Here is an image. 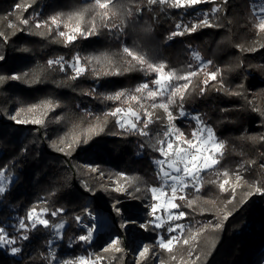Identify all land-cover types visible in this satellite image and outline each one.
Listing matches in <instances>:
<instances>
[{"label":"trees","instance_id":"16d2710c","mask_svg":"<svg viewBox=\"0 0 264 264\" xmlns=\"http://www.w3.org/2000/svg\"><path fill=\"white\" fill-rule=\"evenodd\" d=\"M255 1L228 0L225 4L223 0H210L174 8L170 4L150 5L148 0H114L123 13L112 18L116 27H100L97 34L77 36L65 46L64 38L57 34L70 31L63 21L73 12L93 5L94 0H0V76L5 78L0 81V172L7 182L6 191L0 195V227L16 238L11 248L19 249L13 254L7 247L0 248V264H79L88 254L95 259L94 264H134L122 252L101 253L103 234L88 242L79 239L86 231L78 226L77 217L89 226L87 211L115 215L117 228L128 236L130 246L143 243L149 247L145 257L138 255V264L168 260L176 249H181L184 238L202 231L210 220H218L220 227L203 231L195 264H264V30L259 29L252 12ZM214 7L221 10L213 12ZM57 14L62 15L59 29L49 19ZM94 14L88 12L86 19ZM21 18L28 19L30 25L21 24ZM205 18L219 27L204 26L201 21ZM37 20L48 22V26L36 29ZM193 25L196 31L184 30ZM177 31L182 34L171 36ZM125 46L138 49L155 63H164L166 71L182 75L196 71L183 92V101L179 99L177 105L170 106L176 117L175 127L188 139L195 124L187 117H199V123L212 128L225 144L216 169L201 174L204 182L200 190L187 189L185 199L177 201L179 210L186 213L183 221L187 228L171 253L155 245L156 232L150 217H146L144 190L127 201L126 195L106 185L107 177L102 175L120 171L151 180L154 161L159 157L154 145L168 122L163 109H149L155 113L154 123L149 126L150 135L143 136L120 128L116 117L105 116L115 107H131L145 118L135 101L104 99L122 90L140 96L134 89L156 77L155 73L139 70L105 75L108 64L102 54H108L123 69L127 67L124 61L131 60L123 53ZM252 48L255 51L249 50ZM191 50L212 62L206 71L197 70ZM76 56L81 57L86 73L73 80L68 65ZM60 57L64 58V71L59 65L49 67V60ZM86 57H101V63L89 64ZM93 68L99 70L98 75ZM217 70L216 79H209L207 74ZM12 75L20 79L12 80ZM47 100L59 106L52 110L34 108L43 112L46 124L24 126L10 118L18 112V118L31 114L29 108ZM181 110L187 117H179ZM105 120L103 131L99 127L89 131ZM217 170H227L229 176L217 177ZM240 172V186L223 197L218 195L220 181L227 178L235 182ZM257 187L261 191L257 192ZM33 208H46L44 216L50 224L62 223L64 227L59 232L39 224L32 228L26 217ZM57 209L63 211L52 216ZM125 218L137 220L147 230L141 227L140 234L133 236L129 228L122 226ZM21 220L26 224L24 229H19ZM23 235L28 239L19 238Z\"/></svg>","mask_w":264,"mask_h":264},{"label":"snow or ice","instance_id":"6c2138e0","mask_svg":"<svg viewBox=\"0 0 264 264\" xmlns=\"http://www.w3.org/2000/svg\"><path fill=\"white\" fill-rule=\"evenodd\" d=\"M204 2V0H148V3L155 4L159 3L161 5L164 4H170L171 7L174 8H180V7H193L197 4H200ZM225 4H227L228 0H223ZM17 8L20 6L17 5ZM221 9L219 8H213V12H218ZM264 11V9H262ZM88 12H94L95 14L91 16L90 19H86V14ZM128 15H131V13H127ZM123 13L121 12V6L117 3H114V0H94L93 5H89L88 7H85L83 10H78L76 12H73L72 14L67 16V20L63 21L64 28L70 29L69 32L65 31H58V36L64 38L65 46H68L72 42H74L77 38V36H82L87 38L90 35L97 34V31L100 27H106V28H114L116 25L112 22L113 17L122 16ZM51 25H55L57 29L60 28L61 22H62V15L57 14L53 15L49 18ZM123 22V21H121ZM20 23L26 26L30 25V21L26 18H21ZM201 23L206 27H219V25H214L209 21V19L205 18ZM43 26H48V22L45 21H39L37 20L35 22V28L40 29ZM10 27H15V25H9ZM182 26L180 24L177 25V29H180ZM196 25H193L191 28L185 27V31L194 32L196 31ZM259 29L264 30V17L260 18V23L258 25ZM23 30V29H22ZM49 34H51V28L49 27ZM182 34L180 31L171 33V36L180 35ZM251 51H255V48L249 49ZM123 53L126 54L127 57H130L131 60H125L124 63L127 65V67H124L121 69L119 66H116L115 62L112 61L108 54H102L104 60L107 62L108 67L104 71L105 75H120L122 72H128L133 70H139L144 71L146 74L148 73H155L156 77L154 80L150 82H144L139 84L135 89L134 93L141 94L140 96H137L136 94H133L131 90H122L117 91L113 95L105 96L104 99L106 100H114L119 101L122 98H124V102L128 101H135L139 103L140 109L143 110L144 117L141 118L140 111L134 110L133 108L129 107L127 109H124L122 107H115L114 109L110 110L109 112L105 113V116H113L116 117V123L118 126H120L125 131L131 130L132 132H139L140 135L148 136L150 135L148 129L149 126L154 123V111H150L149 109L155 110V109H163V111L167 114V118L169 120V124L166 127V131L163 133V136L166 138L167 141V149L171 151H165L164 143L165 140H158L157 143H159L161 146L159 149H156L160 152V155L164 157V159L156 160L155 162L163 166L167 162L168 168L172 170V174L170 175L169 172L165 171L163 172L164 177H169L171 180V184L169 185L172 196L171 198H168L165 196L166 189L164 187H152L150 189L152 193L153 200H162V203H153L151 205H146V207L150 208V215L154 216V219L156 223L154 224V227L159 229L163 227V221L160 216H155V213L158 211V209L163 208L164 211L168 214V219L171 220L173 218V213L170 211L171 209H178L179 205L175 203L174 201L176 199L184 200V195H177L180 192H183L185 188L188 187L189 182H191L192 187L196 188L197 191L200 189L197 187L198 184H202L204 182L203 176L201 173L216 169V166L220 163V160L222 159L224 155V147L225 144L223 141H220L216 138L212 128L207 127L203 124L202 121L197 125V127L192 132V139L185 138L181 143L174 145L172 142V138L175 137L176 141H180L181 137L184 135L182 132H179V130L175 127V125L172 123L173 120L176 119V117L173 115L172 111L170 110V106L175 103V97L179 94V98L181 101L184 99V93L181 91V89H187L189 86V83H191L190 77L197 75L196 71L188 72L187 74H179L175 70H168L166 71V65L164 63H155L151 61L148 57L143 55L138 49L136 48H123ZM196 59H200L198 53L193 54ZM0 59H3V57H0ZM89 64H91L93 61L96 63H101V57H86L85 58ZM135 62V63H133ZM49 67L52 65H59L60 70H65V62L64 58L60 57L55 60H49L48 62ZM211 61H208L207 64H211ZM204 65V67L207 66ZM73 70L74 75L71 76V79L75 80L79 78L80 76L84 75L86 73V68L81 63V57L76 56L73 58V61L68 65ZM93 72L95 74H99V70L93 68ZM209 79L215 80L217 75H219V70L208 73L207 74ZM5 78L0 76V81H3ZM12 80L20 79L17 75H12L10 77ZM184 80L187 81L183 85L174 83L175 81ZM205 85H207L208 81L206 80ZM150 84L155 85V87H150ZM201 92H203V89H201ZM233 95H237L239 93H231ZM164 97H167L166 100H164ZM150 100V104H146L144 101ZM58 104H54L51 100H47L43 102L41 105L34 106L33 108H29L28 111L32 112L34 111V108L36 107H42L45 110H52L55 107H58ZM181 109L183 105H180ZM123 114V115H122ZM180 115L183 116L184 112L181 110ZM19 112L16 116H10L11 119L15 120L16 123H24V122H33V123H42L43 121L40 119L37 120H30V121H24L21 119H18ZM158 119V117H157ZM196 119L199 121V117H196ZM99 121V118H97ZM107 123V121L99 122L96 126H93V128H90L89 131L94 130V127H99L100 131H103L104 125ZM142 125V126H138ZM84 143H87V140L85 139L83 141ZM77 143H79V140H77ZM187 145V147H184L183 145ZM69 148H71V145H68ZM255 163V162H252ZM92 171H96L95 168L91 169ZM163 170V169H161ZM4 173L0 172V178H2ZM217 177H228L229 172L227 170L224 171H216ZM236 181L239 182L242 180V177L240 175H236L235 177ZM215 183L216 181H212ZM165 184L168 183L167 180L164 182ZM230 183L229 179L225 178L219 183L220 190L226 191L225 185H228ZM119 190V189H116ZM140 189L137 188L136 191H139ZM257 192L261 191V188L257 187L255 189ZM6 189L3 186H0V195H2ZM119 203V202H117ZM189 204L192 203L191 200L188 201ZM231 203V201H229ZM63 211L62 209H57L52 211L51 215L56 216L59 212ZM114 211L117 213H120V209L118 207H114ZM48 210L45 208L41 212H37L35 208L30 209L27 213V221L29 224H31L32 228H36L37 225H43L45 228L54 227L57 232H59L60 229L64 227V224H55L51 225L50 221L48 219L44 218V215L47 214ZM186 216V213L183 211H179L175 214L176 220H181ZM224 219H227V214H225ZM77 220L79 221V217H77ZM135 222V221H132ZM123 226V224H122ZM19 227L21 229L26 228V224L24 221H20ZM141 227H145L147 230L146 225H141ZM215 228H219L220 225H214ZM177 229H180V234L178 235H172L166 240L161 238L157 240L158 246L171 253L174 249L175 244H178L181 242L182 236H183V226L182 225H176L175 227L169 226L167 231L169 233H174L177 231ZM191 232V230H189ZM93 236V230L90 227L87 235H81L79 239L81 241L88 242L92 239ZM20 239H28L27 235H23L22 237H19ZM197 238L196 233H192L189 238H184L182 240V243L184 245H188L190 243V240H194ZM16 238L9 237L7 235L6 230L3 227H0V246L3 245H9V244H15ZM119 243V239H113L109 243V247L117 246ZM115 250L117 252L121 251L119 247H115ZM149 247L145 246L143 250L139 252L140 257H145L146 253L149 252ZM18 248H12V253L15 254L18 252ZM105 251H107V248H105ZM192 255V252L189 251V256ZM175 259V257H173ZM196 260H199V257H196ZM64 264H77L76 261H65ZM79 264H84L83 260L79 261ZM195 264V262H193Z\"/></svg>","mask_w":264,"mask_h":264},{"label":"rangeland","instance_id":"374dc122","mask_svg":"<svg viewBox=\"0 0 264 264\" xmlns=\"http://www.w3.org/2000/svg\"><path fill=\"white\" fill-rule=\"evenodd\" d=\"M206 1H210V0H204V2H206ZM262 9H264V0H256L255 3L253 4V11L252 12L255 14L256 18L259 21V23H260V18L264 17V11H262ZM204 16H206V13H204ZM194 53H197V52H195L194 50H191L192 59L195 62L197 70L198 71H206L207 66H208L207 61H204L200 56H199L200 57L199 60L196 59L194 57V55H193ZM206 64H207V66L204 67V65H206ZM186 82L187 81L182 80V82L179 83V84L183 85ZM150 87L154 88L155 85L150 86ZM181 91L184 92L185 89H181ZM166 99H167V97H164V100H166ZM174 99H175V103L172 104L171 107H173V105L175 106V105H177L179 103V99H180L179 98V94ZM185 116L187 117V115H185V113H184L183 116L180 115L179 117L180 118H183V117L185 118ZM187 118L188 119H192L194 121L195 128H196L197 125L199 124V121L196 119V117L190 115ZM18 119H21V120H24V121L40 119V120L43 121L42 123H33V122L19 123V124L24 125V126L30 125V126L35 127V126H37L39 124H46L45 115L39 109H35L33 111V113H31V114L22 115ZM13 121L16 123L15 120H13ZM174 121L175 120H173L172 123L175 125ZM168 124H169V120H168V122L166 124V127H167ZM176 128L179 130V132L183 131V130H180L178 127H176ZM165 131H166V129L163 131V133ZM185 138H187V137H185V135H183L181 137L180 141H176L175 137H173L172 138V142H173L174 145H176V144L181 143ZM188 139H192V134L188 137ZM158 140H165V143H164L165 151H171V150L167 149V141H166V138L164 136L158 138L157 141ZM157 141H156V144L154 146H155L156 149H159V147L161 145L159 143H157ZM183 146L187 147L186 144L183 145ZM157 152H158L159 157L156 160L164 159V157L160 155V152L158 150H157ZM155 161H154L155 172H154L153 178L151 180H149V178L147 179V177H143L142 178V177H137V176H130V175H127V174H125L123 172H120V171L115 172L114 174H102V175H106V177H107L105 179V181L107 183L106 185H108L109 188L112 191L118 192V193H122V194L126 195L127 201L135 199L136 195L138 193H140L142 190H144V192H143L144 203H145L144 207H146V205H151L153 203H162V200H153L152 193H151L150 189L152 187H164L166 189L165 196H167L168 198H171L172 193H171V190H170V187H169V185L171 184L170 176L169 177H164L163 172L167 171V172L170 173V175L175 174V173H172V170L170 168H168L167 162L163 166H161L160 164L156 163ZM88 168H90V167H88ZM161 169H163V170H161ZM241 170H242V167H241ZM238 175H240L242 177V173L241 172L238 173ZM165 180L168 181L167 184L164 183ZM9 182H8V184H9ZM240 182H241V180L239 182H237L236 180H235V182H230L228 185H225V188L227 190L223 191V192L219 188L218 195L223 197V195H225V193L227 191H229L230 189L234 190L237 187H239L240 186ZM6 183L7 182L4 179V177L0 178V186L4 187ZM200 185L201 184L197 185V187L199 189H200ZM137 188H139L140 190L136 191ZM116 189H119V190H116ZM187 189H193V190L197 191L196 188L192 187L191 182H189L188 187L185 188L183 192H180L177 195L178 196L179 195H184L185 196V193H186L185 191ZM177 201H181V200L176 199L174 202L177 203ZM170 211L173 213V218L171 220L168 219V214L164 211L163 208L158 209V211L155 213V216H160L162 218V221H163V227L157 229V228L154 227V224L156 223V221L154 219V216L149 214L150 213V208L146 207V209H145V212L147 214L146 217H150V224L152 225V227L154 228V230L156 232L155 245L157 247H159L158 244H157V240H159L161 238L166 240L167 238H169L172 235L180 234V229H177V231L174 232V233H169L167 231L169 226L175 227L176 225H182L183 229H184V232H185V230L187 228L186 222L183 221L184 218L181 219V220H176L174 218L175 214L180 211L179 208L178 209H171ZM37 212H41V211H37ZM86 215H87V218L90 220L89 226H88V224L84 223L83 220L80 217H79V221L77 220V224H78L79 227H81L82 229H84L86 231V235L88 234L89 228L91 227L92 230H93L92 239H95L96 235H98V234L105 235L104 242L100 246V252L101 253H105V252L120 253V252H122V253H124L126 258H131L132 261L134 262V264H138L139 263V256H138L139 252L141 250H143V248L146 245H144L143 243H140L136 247L135 244L133 243L134 246L133 245L130 246L129 243H128V239H127L128 236H126V234L124 232H120V230L117 228L115 215L111 214L110 217H107V215H105L104 213H101L99 211H96V212L87 211ZM44 218H45V216H44ZM99 220H101L102 222L104 221V223L99 224L98 223ZM21 221H23V220H21ZM132 221H135V222H132ZM19 223H20V221H19ZM217 224H220L218 222V220H210L208 222V226L202 228V231L196 232V234H197V238L196 239L190 240V243L188 245H184L182 243L181 249H176L175 253L172 256H170L168 258V260L167 259H165V260L162 259V261L159 264H193V262L196 261V257L198 255V243H199V240H200V236L202 235L203 231H205L206 229H216L214 227V225H217ZM123 225L125 227L124 229L129 228V233H131L133 236H137V234H140V231L143 230V229H141V223H139L137 220H132L130 218L129 219L125 218V220L123 221ZM11 227H13V225H11ZM17 228H18V226H17ZM4 229L6 230L7 235L9 237H11L10 236V231L7 230L6 228H4ZM19 229H21V228L19 227ZM13 232H16V230H14ZM184 232H183V234H184ZM129 236H130V234H129ZM117 238L119 239L118 245L117 246H113V247H109L110 241L113 240V239H117ZM176 246H177V244H175L174 248H176ZM6 247L8 249H10V251L12 253L11 244L0 246L1 249H4ZM115 247H119L121 249V251L117 252L115 250ZM105 248H107V251H105ZM189 251L192 252L191 256H189ZM173 257H175V259H173ZM81 260L84 261V264H94L95 263V259L91 258L90 254H88V257H81Z\"/></svg>","mask_w":264,"mask_h":264},{"label":"bare ground","instance_id":"6f19581e","mask_svg":"<svg viewBox=\"0 0 264 264\" xmlns=\"http://www.w3.org/2000/svg\"><path fill=\"white\" fill-rule=\"evenodd\" d=\"M98 223H99V224H102V223H104V221L102 222L101 220H99Z\"/></svg>","mask_w":264,"mask_h":264}]
</instances>
